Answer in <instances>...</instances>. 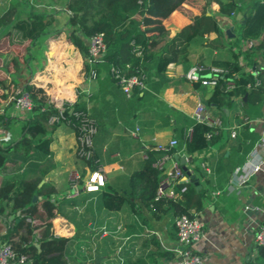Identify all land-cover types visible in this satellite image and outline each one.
Here are the masks:
<instances>
[{
    "label": "crops",
    "instance_id": "0c3cea01",
    "mask_svg": "<svg viewBox=\"0 0 264 264\" xmlns=\"http://www.w3.org/2000/svg\"><path fill=\"white\" fill-rule=\"evenodd\" d=\"M46 1L31 0L36 9H47ZM53 1L56 8H61L64 2ZM252 1L238 0L241 9L226 16L217 13V6L210 5L208 0H188L166 19V38L188 24L193 15L200 13L202 3H207V14L212 13L217 18L223 40L220 46L206 45L208 37L192 43L189 61L191 64L212 65L213 61L233 60L240 23L244 22L245 9H248ZM1 9H4L3 13L7 9L28 8L24 4H16V0H7V6H0V11ZM240 15L242 18L239 19ZM12 23H15L14 19ZM64 29L59 34L40 38L32 48L33 57L23 62L19 69H10L9 78L20 88L34 81L44 88L49 97L61 98L70 103L77 100L79 93L86 95V98L92 97L87 101L84 111L98 125L94 137V156L102 167L105 179L100 188L109 186L119 190L125 194V201L119 210L109 211L101 204L100 188L92 192L84 189V181L90 169L86 161L78 158L75 153V131L64 123L45 124L44 138L50 142L49 154L42 160H24L21 169L27 168L29 176L40 177L39 185L50 182L55 187V193L49 198L55 203L54 215L48 222L54 236L68 239L64 250L67 264H94L95 253L101 256V264H131L136 261L139 264H177L180 256L175 251L178 242L174 213L163 205L155 211L147 209L143 220L140 219L132 202L137 200L145 181L140 176L132 182H129V178L142 170L150 142L167 141L172 136L170 125H164L163 122L165 112L174 108L183 116L194 120V107L199 100H203L211 86L188 81L184 77L182 65L170 63L164 72L168 82L160 86L158 93H155L156 98L143 101L134 96L128 97L108 77L106 71H95L93 78L89 71H84L87 57L68 39L64 41L60 34ZM163 42L164 39L152 50L158 49ZM251 45L252 42L249 41L247 46ZM8 53L16 52L9 51L6 54ZM257 60L264 65L261 57ZM240 61L243 63L242 59ZM17 72L20 74L19 78H14ZM9 102L10 100H0V116L2 121L5 120L0 126V143L4 145L20 136V123L29 116L27 112H15ZM206 108L208 111L207 106ZM222 109V129L239 130L246 126V137L243 139L251 151L258 142L256 140L261 138L262 123L259 120L264 117V102L243 105L239 97H232L231 104ZM247 133H250V137ZM219 150L217 142L201 155L205 160L200 164V173L190 169L189 157L186 156L183 165L179 162L181 166L188 168L192 176L199 178L195 181L196 189L206 188V194H209L203 199L202 209L195 214L203 225V237L189 249L200 255L204 264H264V259L258 258L254 240L256 232L264 224V163L244 186L234 188L229 183L233 170L227 174L223 166L218 169ZM19 152L32 156L37 153L33 148L21 149ZM177 154L180 156L181 152ZM229 154V150L224 153L225 156ZM239 155L242 153H235L234 160ZM16 159L19 160V157ZM167 172L161 181L167 177ZM0 176L10 178L12 174L0 172ZM74 179L77 180L76 187H72ZM206 179H209L208 183ZM67 200L77 203L68 205L64 203ZM7 216L6 220L5 217H0V235L7 228V220L14 217L13 214ZM28 219L26 220L29 221ZM32 223L39 226L37 232L44 228L42 220L32 219ZM152 238L157 244H154ZM38 246L40 247L39 244ZM68 250L72 252L69 255ZM150 255L152 259L149 258Z\"/></svg>",
    "mask_w": 264,
    "mask_h": 264
},
{
    "label": "trees",
    "instance_id": "16d2710c",
    "mask_svg": "<svg viewBox=\"0 0 264 264\" xmlns=\"http://www.w3.org/2000/svg\"><path fill=\"white\" fill-rule=\"evenodd\" d=\"M186 1L188 0H64L61 8L52 10L56 8V3L47 0V9L51 10L36 12L31 0H16V4H24L28 8L27 16L21 17L23 9L5 10L0 15V37L5 35L11 45L23 47L25 56L32 58V48L40 38L57 34L65 28L68 29L67 38L70 43L87 57L88 39L93 34L102 33L106 52L100 60L92 64L86 61L84 71H106L112 81L114 79L110 75L111 67L119 68L125 76L144 75L146 87L142 90L134 88L130 96L146 101L156 98L155 93H158L160 86L167 84L168 80L164 72L168 64L182 65L184 75L191 68L189 48L192 43L207 37L206 45L220 46L222 43L223 32L214 14H207V3H202L200 13L193 15L188 24L166 38L168 33L166 19ZM208 3L215 4L217 13L226 16L241 9L238 0H208ZM245 12V20L240 23L241 29L235 40L237 49L233 54V60L212 63L225 70V73L218 74L216 84L211 86L202 100L208 107L209 117L212 119L223 120L222 107L229 106L232 97H239L243 105L264 102V65L257 60L259 57L264 60V0H253ZM13 16L15 23H12ZM162 39L164 42L153 51L152 49ZM249 41L252 42L251 46H247ZM27 60L23 58L21 63L12 53L5 56L0 67V100H10L20 89L10 80L8 72L10 69H19ZM229 79L233 83L231 88L227 86ZM21 88L28 92L32 108L28 112L29 116L20 123V136L7 145L0 143V172L12 174L10 178L0 176V217L7 218L9 214L14 215L11 220H7V228L0 235V243L11 245L16 255L14 264L21 255L26 257L24 264H67L64 250L68 239L54 236L48 222L54 215L55 203L49 198L55 193V187L50 182L39 185L40 177L29 176L27 168L21 169L24 160H42L49 154L50 142L49 139L44 138L45 124L56 109L49 103L51 97L40 84L32 81ZM91 98L79 93L71 108L85 110L87 101ZM165 113L162 116L163 122L164 125H170L172 136L167 141L150 142L142 170L133 173L129 178V182H132L140 176L145 181L137 200L134 199L132 202V207L140 219L147 209L155 211L163 205L171 209L175 218L182 214L195 216L202 209L203 199L209 195L206 194V188L196 189L195 181L199 178L192 176L188 168L183 169V166H181L183 174L188 181L175 182L173 188L179 192L180 188L185 186V191L179 192L177 198L168 197L166 193L157 195V188L162 178L171 168L170 160L161 169L152 166L162 156L168 155L170 159L175 160V155L182 152L189 157L190 169L200 173V164L205 160L201 155L219 142L218 169L223 166L229 174L235 166L244 163L245 154L250 148L243 139L246 137V126H242L239 130L222 129L205 122L190 120L174 108H170V111ZM4 122L5 120L2 121L0 116V126ZM189 127L190 135L187 134ZM233 131L235 137H231ZM208 133H211L210 137H207ZM247 136L250 137V133H247ZM171 138L177 140V145L168 147ZM158 146L164 148L159 149ZM29 148H33L34 152H37L36 155H27L26 152L24 153L26 155H23L19 152L21 149ZM226 150L230 151L228 156L224 155ZM239 152L242 155L234 160L235 153ZM17 157L19 160L16 159ZM95 158L96 156L86 161L90 170L96 167ZM206 181L208 183L209 179ZM100 190L99 198L103 207L109 211L121 208L125 194L109 186ZM34 195L38 198L33 202ZM64 203L72 205L77 202L67 200ZM27 218L29 221L26 220ZM32 219L42 220L44 228L37 232L40 228L32 223ZM152 239L154 244H157L154 238ZM257 249L258 258L264 259V245H257ZM149 258L152 259V255ZM131 264H139V261Z\"/></svg>",
    "mask_w": 264,
    "mask_h": 264
},
{
    "label": "built area",
    "instance_id": "2783aa9c",
    "mask_svg": "<svg viewBox=\"0 0 264 264\" xmlns=\"http://www.w3.org/2000/svg\"><path fill=\"white\" fill-rule=\"evenodd\" d=\"M87 50L88 63L92 64L101 59L106 52V44L102 33L93 34L88 39ZM222 73H225V70L218 66L194 63L184 77L190 82H200L205 86H214L217 82L218 74ZM89 74L93 78L96 72L95 70H90ZM110 75L122 92L128 97H130L134 88L142 90L146 87L144 75L125 76L119 68L112 67L110 68ZM227 86L229 88L233 86L232 80L229 79L227 81ZM10 101L15 112L28 113L32 108L29 94L22 88L15 92ZM49 103L52 104L56 111L49 116L48 122L50 124L64 123L73 128L77 140L75 152L77 157L85 161L92 159L94 157V137L97 133V125L93 118L88 112L82 109H72L71 105L73 103L66 102L61 98L51 97ZM192 116L196 122H205L210 126L222 128L221 119H210L205 104L200 100L196 103ZM259 121L262 123L261 138L251 149L246 161L233 169L229 183L234 188H241L244 186L250 178L261 169L264 163V117ZM190 132L191 128L188 130L187 134L190 135ZM210 136L211 133H208L207 137ZM231 136H235L234 131L231 132ZM176 145L177 140L175 138H172L168 142V147ZM158 148L163 149L164 147L158 146ZM176 156H183L184 159H187L182 152L180 156L178 154H176ZM168 160L171 161V168L167 172V177L160 182L156 193L157 195L166 193L169 197L173 198L177 197L179 192H183L186 189L185 186H182L180 191L176 192L173 188L174 183H186L188 178L183 174V169L178 161L179 158L172 160L170 156L164 155L154 163V167L161 169ZM94 163L96 167L90 170L84 181V189L88 192L97 191L105 182L102 174V167L98 163L97 158L94 159ZM73 181L72 187H76L77 180L74 179ZM174 224L178 242V247L175 251L180 256L177 264H204L201 256L189 249L195 241L203 237V225L200 220L196 216L191 217L182 214L175 218ZM254 240L257 245H264V224L256 232ZM15 258L16 255L11 245L8 243H0V264H14ZM25 260L26 257L21 255L18 257L16 264H24Z\"/></svg>",
    "mask_w": 264,
    "mask_h": 264
},
{
    "label": "rangeland",
    "instance_id": "374dc122",
    "mask_svg": "<svg viewBox=\"0 0 264 264\" xmlns=\"http://www.w3.org/2000/svg\"><path fill=\"white\" fill-rule=\"evenodd\" d=\"M0 6H3V7H6L7 6V0H0ZM57 8H52V10H56ZM2 10H4V9H1V15H2ZM46 10H51L50 8L49 9H44V8H39V9H34V11H36V12H40V11H46ZM27 11H28V9L26 10V9H23L22 10V12H25V15H23V13H22V15H21V17H24V16H27ZM239 19L240 18H242L241 17V15L238 17ZM52 27H53V25H52ZM67 30L68 29H64V31H62V32H60V34L63 36V39H64V41L65 40H67L68 38H67ZM57 34H59V33H57ZM49 35H51V34H49ZM48 35V36H49ZM53 35H55V33H53ZM45 37V36H44ZM44 37H42V38H44ZM42 40V39H41ZM41 40H40V42H41ZM43 46H41V48H42ZM61 47H63V46H61ZM235 47H236V44H235ZM41 50V49H40ZM9 51H11V52H13V51H15L16 53H15V55L20 59V61H21V63H22V60H23V58H27L28 59V61H29V59L31 58H29V56L28 55H26L25 56V54H24V51H23V47H19V46H17V47H15V46H12L11 45V43L9 42V40H8V38L4 35V36H1L0 37V62H1V60L3 61V59L5 58V56L7 55L6 53L7 52H9ZM40 55V54H39ZM27 62V61H26ZM1 65V64H0ZM1 67V66H0ZM23 67V66H22ZM19 72H17L16 74H15V77L14 78H19ZM19 126V125H18ZM15 136V135H14ZM13 136V137H14ZM13 137H12V139H13ZM69 219H70V217H69ZM25 223H27V222H25ZM65 234H68V233H65ZM72 252L70 251V250H68L67 251V254L69 255V254H71Z\"/></svg>",
    "mask_w": 264,
    "mask_h": 264
},
{
    "label": "water",
    "instance_id": "95a60500",
    "mask_svg": "<svg viewBox=\"0 0 264 264\" xmlns=\"http://www.w3.org/2000/svg\"><path fill=\"white\" fill-rule=\"evenodd\" d=\"M176 158L177 159L179 158L180 164L183 165V163L185 161L184 157L183 156H181V157L176 156ZM183 169H185V166H183ZM37 198L38 197L36 195H34L33 198H32V201L34 202ZM10 219H12V218H10ZM5 220H6V218H5ZM101 259L102 258H101V256L99 254H97V253L94 254V264H101Z\"/></svg>",
    "mask_w": 264,
    "mask_h": 264
}]
</instances>
